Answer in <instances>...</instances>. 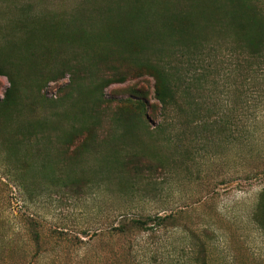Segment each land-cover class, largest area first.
Returning <instances> with one entry per match:
<instances>
[{"label": "trees", "instance_id": "16d2710c", "mask_svg": "<svg viewBox=\"0 0 264 264\" xmlns=\"http://www.w3.org/2000/svg\"><path fill=\"white\" fill-rule=\"evenodd\" d=\"M83 1L72 12L47 14L35 12L31 2L20 3L8 25L0 26V75L10 83L0 98V155L29 196L41 179L75 194L85 191L92 185L81 175L87 153L99 155L125 193L135 194L142 182L146 189L154 185L156 171L166 165L156 162L155 142L170 140L162 124L151 125L157 104L140 97L133 109L113 108L106 99V88L125 81L129 72H150L164 121L179 109L185 113V135L190 129L193 142L207 144L224 142L230 129L227 115L208 105L220 73L218 59L233 54L248 72H264V6L254 0H188L185 9L170 0H121L125 3L117 1L96 15L80 11ZM148 27L159 32L149 34ZM167 34L182 44L177 48L185 46L182 94L184 74L174 68L161 40ZM106 65L108 74L102 73ZM67 76L63 94L48 99L42 93L47 83ZM184 99L185 106L179 105ZM185 148L191 156L196 150ZM255 218L264 228V189ZM167 219L132 217L116 229L148 230ZM33 234L39 242L40 233Z\"/></svg>", "mask_w": 264, "mask_h": 264}, {"label": "rangeland", "instance_id": "374dc122", "mask_svg": "<svg viewBox=\"0 0 264 264\" xmlns=\"http://www.w3.org/2000/svg\"><path fill=\"white\" fill-rule=\"evenodd\" d=\"M81 1L0 0V26L8 25L20 3L31 2L35 12L47 14L72 12ZM117 1L84 0L80 11L96 15ZM254 1L264 6V0ZM169 2L185 9L188 0ZM156 29L146 31L159 32ZM161 40L174 68L184 74L182 94L185 46L177 48L182 44L168 34ZM172 42L177 43L173 48ZM150 55L157 57V51ZM218 60L220 73L208 105L216 107L214 113L227 115L230 129L221 143L193 142L190 129L185 135V113L179 109L164 121L155 79L145 69L131 71L125 81L106 88L113 108L133 109L140 97L157 104L151 125L162 124L170 140L155 142L156 162L166 165L147 189L142 182L135 194L125 193L99 155L87 153L81 175L84 184L92 185L85 191L75 194L62 183L41 179L35 182L37 194L29 196L0 155V264H264V228L255 218L258 194L264 189V72H248L242 58L233 54ZM102 69L110 73L107 65ZM67 83L69 76L50 81L42 93L54 99ZM9 85L0 75V98ZM66 101L60 103L68 105ZM178 104L185 106V99ZM185 147L196 150L191 156ZM156 214L168 219L148 230L116 229L129 218Z\"/></svg>", "mask_w": 264, "mask_h": 264}]
</instances>
